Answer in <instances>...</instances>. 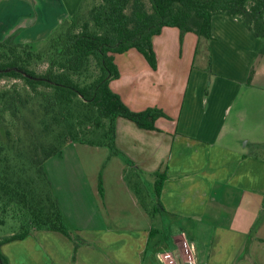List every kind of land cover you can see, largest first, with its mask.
I'll list each match as a JSON object with an SVG mask.
<instances>
[{
  "label": "crops",
  "instance_id": "0c3cea01",
  "mask_svg": "<svg viewBox=\"0 0 264 264\" xmlns=\"http://www.w3.org/2000/svg\"><path fill=\"white\" fill-rule=\"evenodd\" d=\"M81 1L0 0V40L39 42ZM153 43L157 68L145 59L125 64L111 87L132 109L159 107L167 115L157 119V130L116 120L119 148L138 166L166 173L163 210L142 205L124 182L123 160L113 156V194L94 192L104 212H71L70 201L79 198L72 187L65 190V218L89 243L76 246L62 232L33 230L3 244L11 264H165L161 254L179 255L185 240L199 264H264V154L247 150L251 143L264 146L261 41L238 18L215 15L212 37L198 50L197 34L186 32L181 41L175 26L164 27ZM132 49L127 54L139 59ZM79 191L76 185L75 196Z\"/></svg>",
  "mask_w": 264,
  "mask_h": 264
},
{
  "label": "trees",
  "instance_id": "16d2710c",
  "mask_svg": "<svg viewBox=\"0 0 264 264\" xmlns=\"http://www.w3.org/2000/svg\"><path fill=\"white\" fill-rule=\"evenodd\" d=\"M215 15L238 18L261 41L264 54V0H82L39 42H22L14 35L0 40V80H22L0 89V224L12 216L20 225L0 236V264H11L3 244L33 230L62 232L78 246L45 167L50 158L62 156L70 143L105 146L120 154L118 117L157 130V119L167 116L159 107L134 110L112 89L111 81L120 76L115 55L135 48L156 69L153 38L164 27H178L181 41L186 32L196 33L198 50L202 39L212 37ZM154 174L152 205L133 187L151 213L163 210L160 194L167 176Z\"/></svg>",
  "mask_w": 264,
  "mask_h": 264
},
{
  "label": "rangeland",
  "instance_id": "374dc122",
  "mask_svg": "<svg viewBox=\"0 0 264 264\" xmlns=\"http://www.w3.org/2000/svg\"><path fill=\"white\" fill-rule=\"evenodd\" d=\"M132 51H135V53H137L136 55L139 57V59L135 58L133 54L128 55L127 52L116 54L115 62L117 63V65L119 63L118 67L123 68L125 64L128 65V63H133L136 65L140 63V61L145 62L146 59L141 52H139L135 48L132 49ZM178 51L179 49H177V52ZM202 66H204L203 61L201 59H197L195 61L194 67L197 69H201ZM43 69V65L38 66V71H42ZM207 72H210V70L208 69ZM15 81H17L18 83H22V80H14L13 78L1 79L0 89L8 87ZM9 119L10 118H7L6 120ZM16 126V123H14L12 125L13 129H15ZM243 128L248 129V127L246 126H243ZM102 131L103 129L95 131L96 135L94 137V140H97L100 137ZM258 146L259 145L257 144L256 147H254L251 143L247 147V150L249 152H256L257 154H264V146H261V148H259ZM117 147L121 151L120 154H114L108 147L98 150L95 146L92 145L70 143L64 147L63 156L52 157L48 162H46L45 167L49 172V175H52L53 179L55 180L56 191L58 193L57 196H59L58 198H60V200L62 201L61 206H63L65 210H67L65 205V190L67 187H72L70 194L74 198H79V201L76 202L69 200L70 202H72V204H70V206H72L71 212L80 213L85 209L88 211V213H94L100 210H102L103 212L105 211V205L104 203H102V200H100L98 206L96 205V197L94 195V192L96 193V190L100 189V186H102V195L103 193L105 194V192L106 196H111L113 194V191L112 189H110V187L117 179L116 174L111 170V166L113 165V156H118L123 160L125 164L123 173L125 184L129 188L136 187V191H138L139 195L144 198V201L148 204H153L154 200L149 195V193L154 195L156 194V175L153 171H148L143 166H138L129 155V153H127V151L121 150L118 145ZM107 150L109 152L106 153ZM133 163H135V166L133 165ZM70 171H72V173ZM76 185L80 188L78 196H75ZM80 198L84 200V203L80 204ZM66 222L70 229L74 231L77 238L79 237L77 239L79 246L89 243L86 241V239L79 235L77 229L73 228L70 225V220L68 221L66 219ZM19 229L20 225L18 220L15 217L7 216L6 223L3 225L0 224V236L13 233L15 231H18ZM81 240H83V242L80 244ZM90 244L92 243L90 242Z\"/></svg>",
  "mask_w": 264,
  "mask_h": 264
},
{
  "label": "built area",
  "instance_id": "2783aa9c",
  "mask_svg": "<svg viewBox=\"0 0 264 264\" xmlns=\"http://www.w3.org/2000/svg\"><path fill=\"white\" fill-rule=\"evenodd\" d=\"M160 259L165 264H199L195 255L194 245L185 240L179 255L168 251L161 254Z\"/></svg>",
  "mask_w": 264,
  "mask_h": 264
}]
</instances>
